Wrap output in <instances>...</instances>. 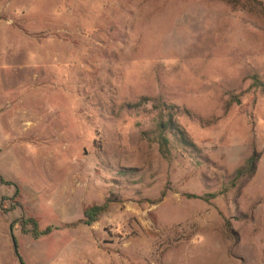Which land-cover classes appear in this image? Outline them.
<instances>
[{
    "label": "rangeland",
    "instance_id": "1",
    "mask_svg": "<svg viewBox=\"0 0 264 264\" xmlns=\"http://www.w3.org/2000/svg\"><path fill=\"white\" fill-rule=\"evenodd\" d=\"M0 184L23 264H264V0H0Z\"/></svg>",
    "mask_w": 264,
    "mask_h": 264
},
{
    "label": "trees",
    "instance_id": "2",
    "mask_svg": "<svg viewBox=\"0 0 264 264\" xmlns=\"http://www.w3.org/2000/svg\"><path fill=\"white\" fill-rule=\"evenodd\" d=\"M161 121L157 123L156 126L157 136L153 141L158 145V150L160 155L163 158H166L169 155V145L171 143L170 139L172 141L174 140L177 141L180 145H183L184 142H182L183 141L182 137H184V135L182 134V132L178 130L177 126L173 124V122H171V119H168L166 122H161ZM167 131L170 132L167 133ZM143 136L146 137V133H144ZM178 136H181V138H179ZM255 161L256 159L254 157H251L246 163L248 165L249 173H252L254 171ZM100 210L101 209L99 207H92L86 209L83 212V218L85 219L84 225L90 226L92 223H94L96 220L95 218L99 214ZM16 223L19 224L20 230L23 234L30 233L33 238L47 236L51 234V232L53 231V228L51 227H47L44 230H38L36 222L32 219H27V220L23 219L17 221ZM27 227H30V230H27ZM16 257L21 262V264H23L19 255H17Z\"/></svg>",
    "mask_w": 264,
    "mask_h": 264
},
{
    "label": "crops",
    "instance_id": "3",
    "mask_svg": "<svg viewBox=\"0 0 264 264\" xmlns=\"http://www.w3.org/2000/svg\"><path fill=\"white\" fill-rule=\"evenodd\" d=\"M0 264H11V256L14 255L13 248L10 240L9 227L12 226V231H19V224L16 223L18 218L22 219L23 214L18 207L11 208L6 213L3 212V203H10L11 206L15 205L13 198L8 196V193L12 194V187L6 186L5 184H0ZM7 190V192L5 191ZM19 211V213L17 212ZM24 236V239L27 236Z\"/></svg>",
    "mask_w": 264,
    "mask_h": 264
},
{
    "label": "water",
    "instance_id": "4",
    "mask_svg": "<svg viewBox=\"0 0 264 264\" xmlns=\"http://www.w3.org/2000/svg\"><path fill=\"white\" fill-rule=\"evenodd\" d=\"M9 233H10V240H11V243H12V246H13L12 248H13L14 254L17 256V247H16V244H15L14 238L12 236V226L9 227ZM18 263L21 264V262L19 260H18Z\"/></svg>",
    "mask_w": 264,
    "mask_h": 264
}]
</instances>
